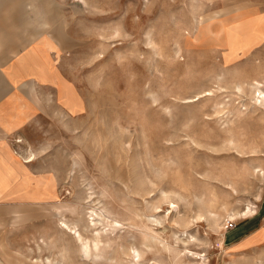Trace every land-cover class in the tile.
I'll list each match as a JSON object with an SVG mask.
<instances>
[{
  "label": "rangeland",
  "instance_id": "1",
  "mask_svg": "<svg viewBox=\"0 0 264 264\" xmlns=\"http://www.w3.org/2000/svg\"><path fill=\"white\" fill-rule=\"evenodd\" d=\"M0 70V263L264 264V0H0Z\"/></svg>",
  "mask_w": 264,
  "mask_h": 264
},
{
  "label": "crops",
  "instance_id": "2",
  "mask_svg": "<svg viewBox=\"0 0 264 264\" xmlns=\"http://www.w3.org/2000/svg\"><path fill=\"white\" fill-rule=\"evenodd\" d=\"M8 73L10 76L0 70V191L10 188V170L19 164L18 155L11 150L8 136L21 128L31 113L39 108L36 107L33 99L35 90L32 80L30 83L29 81H20L21 76L18 73L15 71ZM249 211H251L250 208L244 210L242 214ZM1 220L3 217H0ZM9 228V226H5V232ZM5 245H9L7 240L0 241V246L4 247ZM1 252L5 253L6 250H0Z\"/></svg>",
  "mask_w": 264,
  "mask_h": 264
},
{
  "label": "bare ground",
  "instance_id": "3",
  "mask_svg": "<svg viewBox=\"0 0 264 264\" xmlns=\"http://www.w3.org/2000/svg\"><path fill=\"white\" fill-rule=\"evenodd\" d=\"M258 93L260 94V96L262 97V99L264 100V90H260V89H258ZM261 97H260V100H261ZM264 102V101H263ZM260 103H261V101H260ZM21 154V153H20ZM24 156V154L22 155V157ZM33 158H34V156L32 155V154H29V155H27V156H25L24 158H23V161H25V162H29V161H31V160H33ZM175 206V203H172L171 204V207H174ZM201 218V217H200ZM232 218H234V217H232ZM63 223L64 224H66L64 221H63ZM62 224V223H61ZM66 225H68V224H66ZM64 227V226H63ZM69 227V226H68ZM67 227V228H68ZM78 237L80 238V240H81V242H82V247H84L85 249H87V240H84L82 237H81V235L79 234L78 235ZM98 243V242H97ZM87 252V251H86ZM195 253V252H194ZM195 257H197L196 256V254L194 255Z\"/></svg>",
  "mask_w": 264,
  "mask_h": 264
}]
</instances>
